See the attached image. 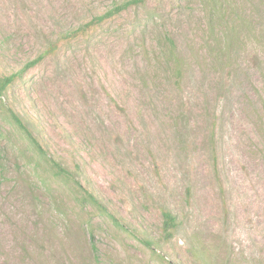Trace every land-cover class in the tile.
<instances>
[{"label":"rangeland","instance_id":"374dc122","mask_svg":"<svg viewBox=\"0 0 264 264\" xmlns=\"http://www.w3.org/2000/svg\"><path fill=\"white\" fill-rule=\"evenodd\" d=\"M14 74L0 264H264V0H0Z\"/></svg>","mask_w":264,"mask_h":264},{"label":"trees","instance_id":"16d2710c","mask_svg":"<svg viewBox=\"0 0 264 264\" xmlns=\"http://www.w3.org/2000/svg\"><path fill=\"white\" fill-rule=\"evenodd\" d=\"M128 4V3H127ZM126 6L118 7L115 11H120ZM36 62L29 63L24 69H27L28 67H32ZM17 77L16 74L10 75L7 77H0V98L5 93V90L13 83L15 78ZM14 123L17 125V127L24 133L25 138L28 140V142L32 145L33 150L37 152V155L40 156L50 167L53 171V174L63 183L69 184L71 183L73 187V191H76L79 195L78 201L85 205L88 208H92L98 216L107 218L113 226H115L118 229L125 230L124 224L117 219L113 214L110 213L108 208L102 204L97 197H95L93 194H91L87 189L83 188L79 182L74 181L70 177V173L68 170L62 167L61 164L55 162L52 160L48 153L38 144V142L34 139V137L30 134V132L24 127L22 122L20 120L12 115L11 116ZM163 222H162V230L165 234H168L172 229L175 227V218L171 216L169 213H163L162 214ZM146 247H150L151 243L147 241H141ZM92 250L96 252V248L93 246Z\"/></svg>","mask_w":264,"mask_h":264}]
</instances>
